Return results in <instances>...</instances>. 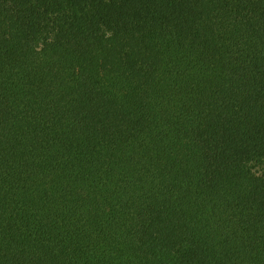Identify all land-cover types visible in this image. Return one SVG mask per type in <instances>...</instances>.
Masks as SVG:
<instances>
[{
  "label": "trees",
  "instance_id": "16d2710c",
  "mask_svg": "<svg viewBox=\"0 0 264 264\" xmlns=\"http://www.w3.org/2000/svg\"><path fill=\"white\" fill-rule=\"evenodd\" d=\"M0 264H264V0H0Z\"/></svg>",
  "mask_w": 264,
  "mask_h": 264
}]
</instances>
